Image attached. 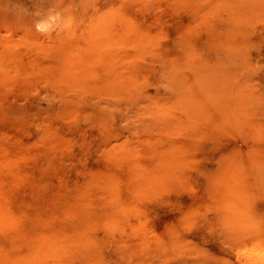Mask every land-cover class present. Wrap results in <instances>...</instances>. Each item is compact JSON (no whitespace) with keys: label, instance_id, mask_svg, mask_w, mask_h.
I'll use <instances>...</instances> for the list:
<instances>
[{"label":"rangeland","instance_id":"rangeland-1","mask_svg":"<svg viewBox=\"0 0 264 264\" xmlns=\"http://www.w3.org/2000/svg\"><path fill=\"white\" fill-rule=\"evenodd\" d=\"M0 264H264V0H0Z\"/></svg>","mask_w":264,"mask_h":264}]
</instances>
